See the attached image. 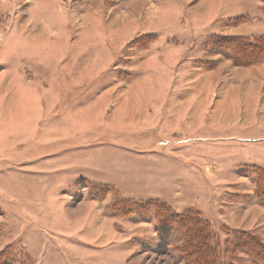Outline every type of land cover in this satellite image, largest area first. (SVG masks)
Masks as SVG:
<instances>
[{
  "label": "rangeland",
  "instance_id": "obj_1",
  "mask_svg": "<svg viewBox=\"0 0 264 264\" xmlns=\"http://www.w3.org/2000/svg\"><path fill=\"white\" fill-rule=\"evenodd\" d=\"M263 35L264 0H0V264H257Z\"/></svg>",
  "mask_w": 264,
  "mask_h": 264
},
{
  "label": "trees",
  "instance_id": "obj_2",
  "mask_svg": "<svg viewBox=\"0 0 264 264\" xmlns=\"http://www.w3.org/2000/svg\"><path fill=\"white\" fill-rule=\"evenodd\" d=\"M242 43V42H241ZM242 45H244L242 53V56H244L248 61H254L255 57H257L259 54L264 53V35L260 36L259 38H256L254 40H250L247 42H244ZM237 50V49H236ZM256 173L252 176V182L255 186V197L259 201L264 200V169L257 167ZM160 207L163 209V212L161 213V218L164 219H170L168 216L172 215V211L165 205L160 204ZM172 213V214H171ZM153 214V218L156 220L160 218V215H158L157 211L155 210ZM181 215H184L183 218H177L179 215L173 214L176 218V223H173L172 226H176V229H178L179 226H192L193 227H199V228H205L207 226L206 223H203V220H201L199 214L197 212H186ZM171 220V219H170ZM157 221V220H156ZM171 223V221H170ZM192 223V224H191ZM203 241V238H201ZM231 243L233 244L234 248H237L238 246L242 248L244 251H246L250 256H252L253 260L257 264H264V243L254 235L247 233V232H237L236 236L234 238L230 239Z\"/></svg>",
  "mask_w": 264,
  "mask_h": 264
},
{
  "label": "crops",
  "instance_id": "obj_3",
  "mask_svg": "<svg viewBox=\"0 0 264 264\" xmlns=\"http://www.w3.org/2000/svg\"><path fill=\"white\" fill-rule=\"evenodd\" d=\"M201 112H203V111H199L198 113L199 114H201ZM223 112L221 111H215L214 113H213V116L215 115L216 116V120L217 121H221V118H222V116L224 115V114H222ZM177 114V113H176ZM176 116V115H175ZM199 118L201 119V122H203V118L201 117V116H199ZM201 122H198V123H201Z\"/></svg>",
  "mask_w": 264,
  "mask_h": 264
}]
</instances>
